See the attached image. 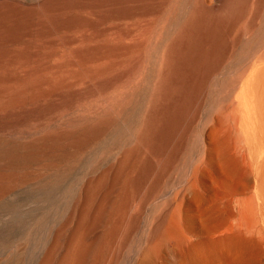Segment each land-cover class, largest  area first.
I'll return each instance as SVG.
<instances>
[{"label": "rangeland", "instance_id": "rangeland-1", "mask_svg": "<svg viewBox=\"0 0 264 264\" xmlns=\"http://www.w3.org/2000/svg\"><path fill=\"white\" fill-rule=\"evenodd\" d=\"M215 263L264 264V0H0V264Z\"/></svg>", "mask_w": 264, "mask_h": 264}, {"label": "bare ground", "instance_id": "bare-ground-1", "mask_svg": "<svg viewBox=\"0 0 264 264\" xmlns=\"http://www.w3.org/2000/svg\"><path fill=\"white\" fill-rule=\"evenodd\" d=\"M234 183H235V182H234ZM234 190H235V189H234ZM251 214H253V213L251 212ZM238 215H239V214H238ZM198 254H199V253H198ZM184 259H185V258H184ZM218 259H219V258H218ZM219 260H220V259H219ZM199 261H200V260H199ZM195 262H196V261H195ZM195 262H194V263H195ZM217 263H218V261H217ZM215 264H216V263H215Z\"/></svg>", "mask_w": 264, "mask_h": 264}]
</instances>
